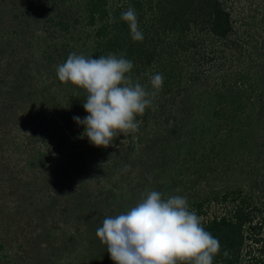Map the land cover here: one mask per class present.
Returning a JSON list of instances; mask_svg holds the SVG:
<instances>
[{
    "label": "rangeland",
    "instance_id": "1",
    "mask_svg": "<svg viewBox=\"0 0 264 264\" xmlns=\"http://www.w3.org/2000/svg\"><path fill=\"white\" fill-rule=\"evenodd\" d=\"M24 1L0 0V9L13 11L17 3L34 9L35 0ZM222 1L230 11L232 37L245 49L242 55L222 57L217 69L206 70L208 64H203L200 80L179 83L175 100H157L138 132L120 135L106 148L92 145L86 136L75 137L63 144L66 154H58L62 151L55 149L45 124L49 103L65 111V91L51 86L53 93L44 100L52 98L48 106L38 108L29 95L41 87L35 70L19 86L16 68L0 64V92L10 86L13 94L3 106L0 93V264H114L96 229L105 217L134 206L146 190L185 196L189 207L200 202L195 212L203 211L197 213L201 221L228 214L236 202L230 201V194L223 202L220 198L233 189L251 205L264 203V0ZM30 25L38 37L44 32L36 12ZM79 25L72 27V42L87 54V38L78 39L87 28ZM12 29L19 31V26ZM25 43L19 32L0 36L5 51L13 46L23 51ZM224 75H231L225 81L235 83L231 89L246 95L239 111L232 108L230 114L221 110L228 106V95L224 93L228 101L223 97L218 104L213 94ZM212 106L220 109L217 115ZM76 115L83 117L84 112ZM64 130L71 134L69 127ZM125 165L130 170L123 171ZM49 171L52 176L60 173L48 189L56 195L52 208L39 200ZM255 220L264 239V212ZM252 245L247 240L236 260L219 264H264V242Z\"/></svg>",
    "mask_w": 264,
    "mask_h": 264
},
{
    "label": "trees",
    "instance_id": "2",
    "mask_svg": "<svg viewBox=\"0 0 264 264\" xmlns=\"http://www.w3.org/2000/svg\"><path fill=\"white\" fill-rule=\"evenodd\" d=\"M26 1L29 3L28 0ZM35 1L34 9L27 8L24 3H17L13 11L7 8L0 9V36L4 32H19V35L26 42L22 45L25 46L23 50L25 53H22L20 48L15 49V46L11 47V50L8 48L5 51L0 45V49H2L0 51V64L16 68L13 74L14 77L18 75L17 78L21 79L19 86L27 81V75L33 69L35 70L34 77L39 78L38 82L41 87L39 91L29 92V95L40 105L38 108L48 106V100L52 98L48 97L45 103L44 100L46 94L53 93L51 86H60L65 91L63 93L65 111L62 112L49 103L50 120L45 124V133H50L48 135L53 139L55 149L61 151L67 149L63 145L65 142L75 137L81 138L84 131L82 125L73 121V116H77L76 113L79 111L84 112L83 117L88 115L82 106L85 100L83 91L71 84L61 83L56 77V66L63 63L70 53L75 52L94 58L109 53L116 55L125 53L126 58L130 59L134 65L130 73L132 79L145 86H148L151 74L162 73L164 76L163 86L153 99L155 106L157 100H175L180 95L179 83L182 81L194 84L200 80L202 70L199 68L203 64H208L206 68L209 69L206 70L218 68L222 57H239L245 51L241 46V41L232 37L230 11L222 0ZM129 6L134 7L137 12L139 27L144 35L142 41H133L128 25L119 19L121 13L127 10ZM35 12L40 18V29L44 30L39 37L28 27ZM20 17L23 18L22 21L19 20ZM113 17L115 18L114 23L111 22ZM78 23L80 27L87 28L83 36L80 34V38H78L79 40L87 38V54H85L86 52H79L77 50L79 46H76L75 41L72 42V27ZM17 26H19V31L14 29L11 31V27ZM27 27L30 30H27L26 33L24 29ZM26 53L28 54L25 56ZM38 56L40 58L43 56V58L39 61L37 60ZM30 61H32L31 64H29ZM237 75H235V79L238 78ZM229 76L231 75L220 77V88L213 89L215 97L220 99L217 101L218 104H221L220 101L223 97L228 101L224 93L229 97L227 112L221 109L225 114H230L232 108L239 111V105L246 99L245 92H238L235 87L232 89L229 87L235 85L234 82L225 83ZM24 83L26 84V82ZM9 87L0 92L3 106L12 99L13 94L10 91L12 88ZM41 94L45 97H42ZM231 103L236 105L233 106ZM213 107L211 111L217 115L220 109ZM151 110H153L152 107L147 108L144 114L138 116L137 119L146 122L150 118ZM62 125L64 128L69 127L71 134H68ZM127 135L130 136L131 133ZM58 154L63 156L66 153L62 151ZM50 173L51 171L46 175L44 174L45 178L42 183L45 189L39 198L40 202L48 208H52L53 203H56L55 193L48 189L60 174L56 172L57 176H52ZM77 176L80 177L79 174ZM67 185L69 189H72L73 185L70 182ZM228 194L231 196L230 201L236 202L228 214L212 216L202 221L205 230L209 231L220 242V252L214 257L213 264L231 263L236 260L247 240L252 242L254 246H256L257 241L260 244L264 242V239L258 235L262 228L260 227L261 223L255 220L257 214L264 212V203L251 205V202H246L244 197L239 196L238 189H233L230 193H223L220 202L225 201ZM61 207H63L62 203ZM200 207V202L190 206L194 210ZM66 210V207L62 210L63 214L67 213ZM200 212L203 211L198 209L197 213ZM252 231L255 232V235ZM252 246L246 253L254 249Z\"/></svg>",
    "mask_w": 264,
    "mask_h": 264
},
{
    "label": "clouds",
    "instance_id": "3",
    "mask_svg": "<svg viewBox=\"0 0 264 264\" xmlns=\"http://www.w3.org/2000/svg\"><path fill=\"white\" fill-rule=\"evenodd\" d=\"M119 19L128 25L133 41L144 39L134 7ZM133 67L125 53L94 58L75 52L56 66L57 79L85 95L82 106L88 115L72 119L83 126L81 138L86 136L96 147L106 148L116 137L138 132L137 117L149 107L155 110L153 99L163 86V74H151L145 86L132 79ZM128 170L130 165H125L123 171ZM95 234L114 264H213L220 252L219 240L190 210L187 197L157 190H146L134 206L105 217Z\"/></svg>",
    "mask_w": 264,
    "mask_h": 264
}]
</instances>
